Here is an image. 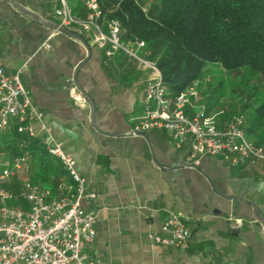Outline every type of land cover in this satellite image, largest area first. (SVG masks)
<instances>
[{
    "label": "crops",
    "instance_id": "1",
    "mask_svg": "<svg viewBox=\"0 0 264 264\" xmlns=\"http://www.w3.org/2000/svg\"><path fill=\"white\" fill-rule=\"evenodd\" d=\"M86 1L66 0L79 18ZM59 6L58 0H0V66L8 76L20 70L47 131L96 195L83 204L95 221L89 258L96 264H264L262 166L232 167L204 155L191 161L162 130L132 133L147 75L113 58L108 67L86 35L60 31ZM73 84L86 105L70 98ZM190 110L192 116L197 107ZM18 127L13 121L0 141ZM30 128L24 133L43 145L44 132L34 123ZM33 165L17 179L29 181ZM169 212L190 232L186 247L150 239Z\"/></svg>",
    "mask_w": 264,
    "mask_h": 264
},
{
    "label": "built area",
    "instance_id": "2",
    "mask_svg": "<svg viewBox=\"0 0 264 264\" xmlns=\"http://www.w3.org/2000/svg\"><path fill=\"white\" fill-rule=\"evenodd\" d=\"M58 1L60 6L55 16L61 28L80 31L108 59L119 52L125 53L147 75L142 110L134 121L132 133L162 130L176 149L186 150L188 160L196 161L204 155L220 158L232 167L261 165L264 172V144L255 145L244 134L242 115L233 117L224 128H219V113H206L202 107L189 116L186 111L194 107L196 86L170 99L158 67L145 58L143 42L136 41L130 46L121 42V26L115 19L108 21L104 29L98 0L85 2L84 18L74 15L66 0ZM19 74L20 70L8 76L0 66V134L7 132L13 121L19 123V133L31 134L30 125L37 124L45 134L43 145L47 154L59 162L72 185L62 186L66 191L58 197L30 181L22 182L14 191L6 185L13 178L27 175L31 160L23 155L1 163L0 264H96L85 252L95 238V221L83 207L96 195L87 190L86 179L76 170L73 159L52 139L44 125L43 113L33 105ZM68 92L75 104H87L76 85H71ZM18 200L26 206L16 205ZM150 239L156 245L183 248L189 242L190 232L179 214L169 212L158 233Z\"/></svg>",
    "mask_w": 264,
    "mask_h": 264
},
{
    "label": "trees",
    "instance_id": "3",
    "mask_svg": "<svg viewBox=\"0 0 264 264\" xmlns=\"http://www.w3.org/2000/svg\"><path fill=\"white\" fill-rule=\"evenodd\" d=\"M98 1L104 29L108 21L115 19L121 26V42L127 46L143 42L145 58L158 67L170 99L193 86L200 92L211 67L232 78L235 107L226 109L215 88L197 107L206 113L218 110L229 111L233 117L242 115L244 134L255 145L264 144V0ZM81 10L85 17V5ZM113 60L135 69V62L123 52ZM105 61L110 67L111 60ZM190 111L188 108L186 114ZM0 142V158H31L35 165L29 181L48 189L51 196L65 193L62 186L68 176L36 137L16 130L3 135ZM21 183L13 178L6 188L15 191ZM15 204L26 206L21 200Z\"/></svg>",
    "mask_w": 264,
    "mask_h": 264
},
{
    "label": "rangeland",
    "instance_id": "4",
    "mask_svg": "<svg viewBox=\"0 0 264 264\" xmlns=\"http://www.w3.org/2000/svg\"><path fill=\"white\" fill-rule=\"evenodd\" d=\"M203 80L206 83V86L201 88L200 92H197V97L195 100L196 103L194 104L195 107H197V104L201 102V100L204 99V97L205 98L209 97L212 91L214 90V88L218 89L217 95H219V102L222 103L226 109L230 110L229 106H232V108L235 107V104L237 101L234 98V96L232 97L231 95L232 86L230 82L234 81L232 80V78L222 74V71L219 70L218 68L211 67L205 73ZM220 81H221V86H219ZM195 90H196V87H195ZM213 113H219L218 120H219V123L221 122L223 125L229 124L230 120L234 116V115L232 116L229 111L228 113H226L225 111L223 112V111L214 110ZM1 163H3V159L0 158V164ZM20 178H21L19 179L20 182H23L24 180H22V177Z\"/></svg>",
    "mask_w": 264,
    "mask_h": 264
},
{
    "label": "water",
    "instance_id": "5",
    "mask_svg": "<svg viewBox=\"0 0 264 264\" xmlns=\"http://www.w3.org/2000/svg\"><path fill=\"white\" fill-rule=\"evenodd\" d=\"M60 31H62L63 33H66V34H68V35H74V34H72L71 32L67 31V30L64 29V28H60ZM74 36L78 37L77 35H74ZM78 38L80 39V37H78Z\"/></svg>",
    "mask_w": 264,
    "mask_h": 264
}]
</instances>
